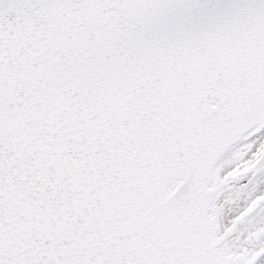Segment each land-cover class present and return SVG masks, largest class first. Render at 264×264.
Masks as SVG:
<instances>
[{
    "label": "snow or ice",
    "instance_id": "1",
    "mask_svg": "<svg viewBox=\"0 0 264 264\" xmlns=\"http://www.w3.org/2000/svg\"><path fill=\"white\" fill-rule=\"evenodd\" d=\"M0 264H264V0H0Z\"/></svg>",
    "mask_w": 264,
    "mask_h": 264
}]
</instances>
